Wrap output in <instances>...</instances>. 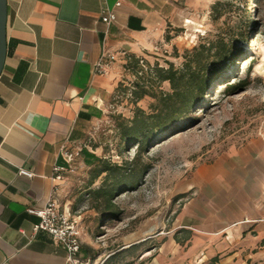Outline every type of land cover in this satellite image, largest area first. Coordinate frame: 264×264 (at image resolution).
<instances>
[{
    "label": "crops",
    "instance_id": "obj_1",
    "mask_svg": "<svg viewBox=\"0 0 264 264\" xmlns=\"http://www.w3.org/2000/svg\"><path fill=\"white\" fill-rule=\"evenodd\" d=\"M171 6V0H7L0 75V264H69L59 243L34 231L39 219L27 213L52 198L79 223L82 264H99L95 238L86 234L70 197L72 180L55 181L52 169L64 164L63 147L88 151L89 129L106 118L118 70L116 63L107 76L94 73L102 10L116 13L108 45L122 62L150 59L164 42ZM20 169L34 177L19 175ZM146 242L151 246L138 241L100 264H264V140L201 164L168 227Z\"/></svg>",
    "mask_w": 264,
    "mask_h": 264
},
{
    "label": "rangeland",
    "instance_id": "obj_2",
    "mask_svg": "<svg viewBox=\"0 0 264 264\" xmlns=\"http://www.w3.org/2000/svg\"><path fill=\"white\" fill-rule=\"evenodd\" d=\"M171 4L174 13L164 42L150 59L137 58L144 63L136 70L128 68L130 58L117 62L106 118L89 129L85 141L91 154L112 165L134 161L137 148L122 142L120 126L132 121L138 111L155 113L157 99L150 95L138 101L135 93L140 88L156 90V67L168 69L172 63L182 69L186 52L211 45L213 55L221 42L231 47L234 62L198 96L190 113L157 137L140 159L137 170H148L134 191L115 198L122 211L118 219L106 220L99 213L91 191L102 186L105 176L90 187L98 164L84 163L81 152L76 173L67 176L73 184L70 197L86 224V234L95 238L99 264L110 256L119 257L122 249L138 241L150 247L146 241L159 228L168 227L188 197L192 176L201 164L212 163L252 140H264V75L257 71L264 47V0H171ZM210 61L216 63L215 58ZM159 90L171 92L168 83Z\"/></svg>",
    "mask_w": 264,
    "mask_h": 264
},
{
    "label": "trees",
    "instance_id": "obj_3",
    "mask_svg": "<svg viewBox=\"0 0 264 264\" xmlns=\"http://www.w3.org/2000/svg\"><path fill=\"white\" fill-rule=\"evenodd\" d=\"M213 49L214 47L211 45L208 47L200 45L193 51L186 52L182 69H176L172 63H169L168 69L156 67L154 69L157 77L156 90L153 89L150 92L140 88V91L135 93L138 101L151 95L157 99V103L153 107L154 114L147 115L138 111L132 121L127 125L120 126L122 142L137 148V155L130 165L127 163L122 166L112 165L87 150H82L87 164L93 162L98 164L93 171L90 187L99 178L105 176L102 186L91 191L93 198L98 202V211L104 219L116 220L122 215V211L114 200L118 194L136 189L141 176L148 170V167L137 170L138 162L149 153V149L157 137L188 115L198 102V96L203 95L210 83L224 75L234 62L235 54L231 47L225 43H219L217 48L215 47V53L211 55ZM211 58H215L216 63L212 64ZM139 64L140 61L132 57L127 66L136 70L140 67ZM136 74L139 72L137 71ZM164 83L170 85V93L159 90L161 84ZM229 89L232 91L235 88ZM209 264H217V261L214 260Z\"/></svg>",
    "mask_w": 264,
    "mask_h": 264
},
{
    "label": "built area",
    "instance_id": "obj_4",
    "mask_svg": "<svg viewBox=\"0 0 264 264\" xmlns=\"http://www.w3.org/2000/svg\"><path fill=\"white\" fill-rule=\"evenodd\" d=\"M121 7L118 2L115 8ZM117 22V16L114 10L105 8L100 14L98 23L104 26L103 40L101 43V54L94 68V73L98 76H107L113 66L118 62V54L111 51L109 43V28ZM126 57V55H123ZM127 58V57H126ZM129 58V57H128ZM144 61L140 60L143 66ZM81 149H68L63 147L61 150V158L63 165H55L52 169L53 179L62 182L66 176L75 174L78 168V159ZM19 175L33 178L34 174L25 169H20ZM57 192L54 189L53 195ZM27 213L39 219V223L34 227L35 232L48 233L67 253V261L69 264H82L80 259L82 241L79 223L71 214L62 212L58 202L52 198L43 207H31L27 209Z\"/></svg>",
    "mask_w": 264,
    "mask_h": 264
},
{
    "label": "water",
    "instance_id": "obj_5",
    "mask_svg": "<svg viewBox=\"0 0 264 264\" xmlns=\"http://www.w3.org/2000/svg\"><path fill=\"white\" fill-rule=\"evenodd\" d=\"M7 0H0V75L6 59Z\"/></svg>",
    "mask_w": 264,
    "mask_h": 264
},
{
    "label": "bare ground",
    "instance_id": "obj_6",
    "mask_svg": "<svg viewBox=\"0 0 264 264\" xmlns=\"http://www.w3.org/2000/svg\"><path fill=\"white\" fill-rule=\"evenodd\" d=\"M261 58H262V61L260 63V65L257 67V71L259 73H261V75L263 74L264 75V47L261 49Z\"/></svg>",
    "mask_w": 264,
    "mask_h": 264
}]
</instances>
